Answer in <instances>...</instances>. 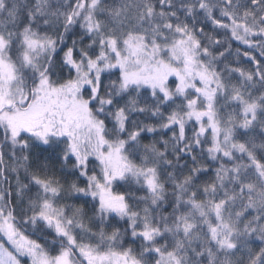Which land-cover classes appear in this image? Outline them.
Wrapping results in <instances>:
<instances>
[{
	"label": "snow or ice",
	"instance_id": "snow-or-ice-1",
	"mask_svg": "<svg viewBox=\"0 0 264 264\" xmlns=\"http://www.w3.org/2000/svg\"><path fill=\"white\" fill-rule=\"evenodd\" d=\"M0 264H264V0H0Z\"/></svg>",
	"mask_w": 264,
	"mask_h": 264
}]
</instances>
